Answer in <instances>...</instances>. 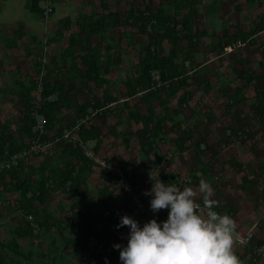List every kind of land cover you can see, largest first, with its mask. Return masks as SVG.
I'll list each match as a JSON object with an SVG mask.
<instances>
[{
	"label": "trees",
	"instance_id": "trees-1",
	"mask_svg": "<svg viewBox=\"0 0 264 264\" xmlns=\"http://www.w3.org/2000/svg\"><path fill=\"white\" fill-rule=\"evenodd\" d=\"M56 1L59 0H52L53 10ZM97 1L98 5L93 10L78 14L73 23L70 20L64 22L65 28L74 25V29L68 33L61 53L62 59L69 60L68 66H61L58 63L43 66L42 61H39L35 64L37 74L41 75L45 67L39 80H33L34 77L28 75L19 78L13 87H10L9 92L20 98L22 109L19 122L14 124L12 130L8 123L0 128V161L21 149L26 144L24 139L37 136H40L41 140L55 141L57 148L56 157L46 155L36 165L32 160L40 154L28 155L17 166L5 169L0 176V180H7L4 181L5 189L18 192L14 209L22 216L16 224L13 235L0 241V264H12L13 254L28 258V254L25 255L20 250L19 239L32 242L34 237L38 238V234H33V227L26 218L28 213L34 215L35 221L46 233H50L51 227L57 224L60 232L67 236L66 246L77 252L85 264L91 262L115 264V259L119 258V252L113 247V241L122 231H127L128 237L129 229L126 226L120 228L115 226L120 223L121 216L132 213L137 207L133 203V195L120 187L117 175L86 157L78 144L94 140V150L106 161L113 160L99 150L102 141L99 138V128L95 119L116 113V126L121 125L124 119L128 124L139 125L144 132L139 146L150 165L160 164L163 161L167 164L173 162L172 159H164L159 154L151 159L152 153L158 148L157 141L161 138L165 123L170 122L171 130L182 132L177 141L179 147L188 141L186 146L193 149L197 157L201 159L208 157L199 170L189 171L190 178L199 182L201 177H198L197 173L205 175L215 164H218L221 171L225 169V164L218 159V152L224 149L223 145L226 143L217 128L208 125L209 119L212 118L211 114L207 113L204 120L208 132L201 135L197 141L193 140L194 128H181L183 121L175 118L179 116L180 108L187 105L193 97V91L187 87L188 79L195 72L197 74L203 70L207 71L211 57L217 56L227 48L231 51L245 44L250 48L258 49L264 55V39L260 35L264 31V10L257 14L258 22L249 29H244L239 24L222 22L218 39L211 44L204 63L198 64L191 50L201 43L207 34L204 27L194 25L196 20L203 17L199 11V5L203 0H138V5L128 7L124 14L115 7L119 1ZM246 1L250 4L258 1V6L262 5V0ZM39 2L40 0H28L26 6L41 14ZM116 26H121L124 34L137 32L144 39L136 64L122 79L127 87L126 98L109 93L103 85L112 65L110 54L114 49L112 44L114 37L111 30ZM22 30L23 27L20 26L17 32L21 33ZM95 37L96 41H94ZM118 38L121 39L122 36L118 35ZM50 40L56 39H48L47 44ZM5 42L8 49L16 44L13 40L6 39ZM76 46L83 47L77 50ZM101 54L107 55L106 64L101 62ZM117 61H120L119 55ZM237 62L241 67L238 68L231 63V69L235 73V84L239 83V85L236 84L237 86L232 87L231 91L220 88L214 90L215 97L222 98L225 112L231 115L240 102L245 100L244 89L252 84H261L263 78L257 73L251 59L240 57ZM154 74H157L159 80L154 78ZM35 90H38V96L34 94ZM254 93V110L261 114L264 112V90L258 87L255 88ZM75 94L89 95L80 97L74 102ZM103 94H107V97ZM171 98L176 99V107L172 110L168 106ZM121 99L123 100L120 104ZM132 99H136L137 103H144L145 110L137 109L135 107L137 103L135 101L132 104ZM154 100L158 101L161 109L156 110L152 104ZM63 109L72 112L70 119L65 123L61 118ZM35 112L43 117L40 131L35 129L37 124ZM221 129L228 142L231 137L238 136L242 130L241 126L235 127L232 124ZM67 131H70V134L64 137ZM211 137L215 139L213 142L210 141ZM124 141L128 147L129 139L125 137ZM180 151L182 152V149ZM119 160V167L130 180L133 188L136 191L144 190L143 180L148 173L138 171H144L145 167L137 165L134 160L123 158ZM229 162L233 170L244 172L246 168L244 162L237 159H229ZM91 177L95 180L92 187L89 182ZM160 178L166 184L173 185L178 182L177 175L168 171L161 172ZM219 180L223 185V175ZM263 184L264 161L256 172L252 171V177L244 173L238 187L249 189L253 185L256 190H260ZM180 186L182 190L190 184L184 181ZM57 189L72 199L70 214L63 218L54 215L49 207V200L53 199ZM145 191L142 192L141 198L146 205L152 197L145 196L143 194ZM218 192L223 200V192L221 190ZM224 200L218 202L219 206L214 210L233 218L237 209ZM119 204H122L124 212L122 215L116 208ZM167 214L168 210L152 212L151 215L141 213L139 221L146 223L156 219L159 223L167 219ZM91 238L96 241L93 248L89 242ZM262 244L263 241H260L255 246ZM255 246L249 247L251 264H255L260 258ZM243 257L240 255L239 260L242 261Z\"/></svg>",
	"mask_w": 264,
	"mask_h": 264
},
{
	"label": "rangeland",
	"instance_id": "rangeland-1",
	"mask_svg": "<svg viewBox=\"0 0 264 264\" xmlns=\"http://www.w3.org/2000/svg\"><path fill=\"white\" fill-rule=\"evenodd\" d=\"M27 1L0 0V128H3L8 123L10 130L14 128L16 122H19L20 110L22 109L20 98L9 92L10 87H13L16 80L28 75H32L34 77L33 80H39L45 70V67H43L41 75L37 74L35 64L39 61H42L43 66L52 63L68 66L69 60L62 59L61 53L63 45L67 41L68 33L74 29V25L65 28L64 22L70 20L73 23L78 14L90 12L98 5L97 0H59L53 4V12L46 19H43L40 13L27 8ZM114 1H119V4L115 5V7L121 14H124L128 7L138 5V0ZM257 3L258 1L250 4L246 0L202 1L199 5V11L203 17L196 20L194 25L196 27H204L207 34L203 37L201 43L191 50L193 58L198 64L204 63L205 56L210 52L211 44L218 39L222 22L225 21L232 25L239 24L244 29L254 27L258 22L257 14L264 10V0H262L261 7ZM20 26L23 27V30L18 33L17 29ZM122 30L121 26H116L111 30L114 37V40H112L114 49L111 50L110 54L112 65L110 66V74L106 76L107 79L104 80L103 85L108 89L109 93L126 98L127 87L123 84L122 79L125 73L136 64L137 55L143 46L144 39L140 33L124 34ZM118 35H121L122 38L119 39ZM260 35L264 39V31ZM6 39L15 41L14 47L6 48ZM48 39L56 40H50V43L47 44ZM94 41H96V37ZM81 47L83 46H76L75 49L79 50ZM117 55L120 58L119 62L117 61ZM240 57L251 59L257 73L263 78L261 84H252L244 89L245 100L240 102L231 115L225 112L222 98L215 97L214 90L220 88L224 91H231L232 87L239 85V83L235 84V73L231 69V63L240 68L241 66L237 62ZM100 60L103 64H106L108 62L107 55L101 54ZM207 69V71L203 70L197 74L195 72L188 79L187 87L193 91V97L187 105H183L180 108L181 112L175 119L183 121L181 128H194L193 140L197 141L201 138V135L208 132L204 120L207 117V113L211 114L212 118L209 119L208 125L212 128H217L216 130L223 141H225L224 143H226L223 145L224 149L218 152V159L225 164V169L221 171L218 164H215L205 175L199 172L197 175L212 185L214 189L213 198L217 202H222L225 199V202L234 205L237 209L233 219L237 223L239 237L234 245V252L238 258L240 255L244 256L241 264H251L249 247L251 245L255 246L260 241H263V244L258 247L255 246L256 251L260 253V258L255 261V264H264V184L260 190H256L253 185L249 189L238 187L242 175L247 173L249 177H252V171L256 172L260 168L261 162L264 161V112L259 114L254 110L255 88L262 87L264 90V55L258 49L250 48L246 44L233 48L231 51L230 48H227L224 52L210 58ZM154 78L159 80L157 74H154ZM96 90L99 91V89ZM34 94L38 96V90H35ZM88 95L75 94L73 100L76 102L80 97H87ZM103 95L107 97V94ZM122 100H120V104ZM135 101L137 103V100L134 99L132 104ZM152 104L156 110L161 109L157 100H154ZM168 106L170 110L176 107V99L171 98ZM135 107L140 111H144L146 105L137 103ZM71 113V111L63 109L61 113L63 123L70 119ZM95 121L99 128V138L102 141L101 153L106 155V157L119 163V158L134 160L137 165L145 167L144 171L139 170L138 172L152 173L154 181L156 178L161 180L160 173L168 171L177 175L178 182L173 184L176 187L181 189L180 184L184 181L190 184L188 187L198 186L199 182L190 178L189 171L193 169L199 170L208 157L205 156L203 159L197 157L193 149L186 146L189 143L188 141H185L179 147L177 141L180 139L182 132L171 130L170 122L165 123L164 131L161 133V140L157 141L158 148L152 153L151 159H154L159 154L164 159H172L173 162L167 164L163 161L160 164L150 165L139 146V141L144 135L139 125L128 124L126 119H124L121 125L116 126V113L95 119ZM228 124H232L235 127L241 126L242 128L239 135L231 137L229 142L223 136L221 129ZM125 137L129 139L128 147L124 141ZM24 140L27 142L29 139ZM214 140L213 137L210 138L211 142ZM89 144L94 145V142L89 141ZM56 148L54 141L51 152L40 154L39 157L32 161L38 165L40 160L46 155L56 157ZM181 149L183 154L180 151ZM229 159H237L240 162H244L246 164L244 172L239 173L233 170ZM221 175H223L224 179L223 185L219 182ZM153 180L147 185L146 191L152 187ZM4 181L7 180H0V241L6 240L13 235L16 224L19 223L22 217L14 209V203L18 199V192H10L5 189ZM89 182L90 187H92L95 182L94 178H89ZM219 190L223 192V200H221ZM52 198V200H49V207L54 215L63 218L65 215L70 214L71 197L62 194L57 189ZM197 202L202 204L199 199H197ZM116 208L121 215L124 213L122 204H119ZM140 215L141 212L138 209L132 211V218L142 226L144 222L139 221ZM33 220L38 226V230L33 232V234H38V238L34 237L32 242L19 239L20 250L23 254H28V258L13 254L12 264H85L77 252L73 251L70 246H66L67 236L60 232L57 224L51 227L50 233H46L35 221L34 215ZM250 230L252 238L247 243L239 242V239ZM126 233L127 231L119 232L113 241V245L126 246ZM117 251L119 252L118 249ZM114 263L121 264V261L118 258L115 259ZM90 264L95 263L91 262Z\"/></svg>",
	"mask_w": 264,
	"mask_h": 264
},
{
	"label": "clouds",
	"instance_id": "clouds-1",
	"mask_svg": "<svg viewBox=\"0 0 264 264\" xmlns=\"http://www.w3.org/2000/svg\"><path fill=\"white\" fill-rule=\"evenodd\" d=\"M143 194L152 197L153 213L168 210L167 219L159 223L151 219L141 226L121 216L115 227L129 229L126 246L113 245L121 264H241L234 252L237 223L214 210L219 205L207 180L201 178L197 187L181 190L156 178Z\"/></svg>",
	"mask_w": 264,
	"mask_h": 264
},
{
	"label": "built area",
	"instance_id": "built-area-1",
	"mask_svg": "<svg viewBox=\"0 0 264 264\" xmlns=\"http://www.w3.org/2000/svg\"><path fill=\"white\" fill-rule=\"evenodd\" d=\"M39 7L41 11V15L43 19H46L47 16L52 12V0H40ZM35 118L37 120V124L35 126L36 130L41 129L42 123H43V117L38 112H35ZM70 134V131L64 133V137H67ZM54 141L53 140H41L40 136H37L35 138L29 139L26 144L19 149L18 151L12 153L8 158L0 161V176L2 172L11 167V166H17L18 163L22 160H25L28 155H35V154H47L51 152L52 146ZM79 146L82 149L83 154L88 157L90 160H93L97 162L101 167L108 169L111 172H114L119 181L120 187L127 193H131L133 195V203L137 207L141 213H147L148 215H151L152 211L150 210V204H143L142 202V192L146 189L147 185L151 182V180L154 178V175L152 173H148L147 176L143 180V189L141 191H136L133 188V185L131 184L130 180L125 176V174L122 172L121 168L111 162L106 161L104 157L99 155L94 149L93 145L89 144V141L87 142H79ZM167 210V209H165ZM128 216L132 217V213H128ZM27 219L29 220L31 226L33 227L34 232L38 230L37 224L33 220L32 213H28L26 215ZM252 238V232L251 230L248 231L244 236H242L239 239V242L241 243H247L248 240ZM90 246L93 248V244L96 243L94 239H90ZM99 250V248H98Z\"/></svg>",
	"mask_w": 264,
	"mask_h": 264
},
{
	"label": "crops",
	"instance_id": "crops-1",
	"mask_svg": "<svg viewBox=\"0 0 264 264\" xmlns=\"http://www.w3.org/2000/svg\"><path fill=\"white\" fill-rule=\"evenodd\" d=\"M91 142V141H90ZM92 142H94L95 144V141L93 140ZM94 149V148H93ZM99 150L101 151V147L99 148ZM99 153V152H98ZM111 162L117 164L119 166V162H117L116 160H111Z\"/></svg>",
	"mask_w": 264,
	"mask_h": 264
}]
</instances>
